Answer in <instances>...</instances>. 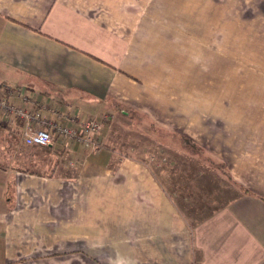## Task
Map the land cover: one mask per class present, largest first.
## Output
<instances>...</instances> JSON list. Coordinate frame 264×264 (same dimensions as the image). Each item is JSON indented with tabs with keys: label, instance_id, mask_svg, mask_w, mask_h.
<instances>
[{
	"label": "crops",
	"instance_id": "1",
	"mask_svg": "<svg viewBox=\"0 0 264 264\" xmlns=\"http://www.w3.org/2000/svg\"><path fill=\"white\" fill-rule=\"evenodd\" d=\"M165 1L0 0V91L105 121L100 145L68 148L26 145L20 120L0 122L19 140L0 162V264H264V93L247 90L264 87V57L238 61L231 84L244 94L225 90L222 114L199 106L184 89L199 85L183 73L192 66L174 61L183 33L153 10ZM130 111L202 146L225 172L195 167L172 185L155 176L109 141Z\"/></svg>",
	"mask_w": 264,
	"mask_h": 264
},
{
	"label": "rangeland",
	"instance_id": "2",
	"mask_svg": "<svg viewBox=\"0 0 264 264\" xmlns=\"http://www.w3.org/2000/svg\"><path fill=\"white\" fill-rule=\"evenodd\" d=\"M252 4L253 0H166L164 5L161 7L157 5L156 9H153L160 16H165L163 18L166 21L162 24L165 30L183 33L182 43L175 46L176 54L181 51V56H175L174 61L192 66L183 73L187 76L191 75L187 81L197 77L199 85L196 89L193 87H184V89L189 92L187 94L196 96L199 106L209 107L222 114V103L226 100V97L223 98L225 90L229 91L231 98L244 94V88L232 86L237 77L238 61L245 59L251 62V58L264 57V55H253L250 49L255 43L253 34L258 30L259 25L264 28V24L261 23L264 22V6ZM174 9L176 10L172 15ZM168 16H174L175 20L169 21ZM193 33L199 37L192 36ZM242 35H246L247 38H243ZM259 41L257 40L258 43L254 46L264 51V42L259 43ZM186 44L192 45L188 47ZM187 51L190 53L186 55ZM224 66L235 71L225 73L222 70ZM261 75L264 78V73ZM227 80L230 86H226ZM248 89H258L264 93L262 91L264 87ZM129 117L128 121H125L128 122L127 124L122 121L123 125H112L109 141L120 149L121 154L132 153L137 158L148 161L155 176L166 174V180L172 185L180 178L188 181V177L195 174L193 173L195 167L198 173L225 172L223 165L202 146H198L184 136L169 132L139 112L130 111ZM8 137L9 134L0 133V162L3 163L7 162L4 158L5 153L14 150L13 143H19L18 139H8ZM186 139L190 143L186 142ZM101 142L102 138L99 145ZM13 164L15 165L16 162L13 161ZM18 165L23 164L18 162ZM209 183L206 187L210 190ZM221 187V182L213 185V193L216 192L214 198L223 197ZM214 198L213 200H217Z\"/></svg>",
	"mask_w": 264,
	"mask_h": 264
},
{
	"label": "built area",
	"instance_id": "3",
	"mask_svg": "<svg viewBox=\"0 0 264 264\" xmlns=\"http://www.w3.org/2000/svg\"><path fill=\"white\" fill-rule=\"evenodd\" d=\"M22 122L21 138L26 145L47 146L54 139L64 148L75 144L99 145L103 119L87 117L82 111L65 110L51 102L29 98L16 89L0 91V122Z\"/></svg>",
	"mask_w": 264,
	"mask_h": 264
},
{
	"label": "trees",
	"instance_id": "4",
	"mask_svg": "<svg viewBox=\"0 0 264 264\" xmlns=\"http://www.w3.org/2000/svg\"><path fill=\"white\" fill-rule=\"evenodd\" d=\"M3 87H5L4 86V84H0V88H3ZM7 131H11V129L10 128H6L5 126H2L1 124H0V133H4V134H6V132ZM13 132V131H12ZM16 131H14L13 133H15ZM186 142H189V140H187L186 139ZM190 143V142H189ZM193 145V144H192ZM193 147V146H192Z\"/></svg>",
	"mask_w": 264,
	"mask_h": 264
}]
</instances>
